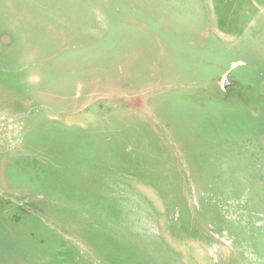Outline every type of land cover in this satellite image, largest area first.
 <instances>
[{
    "label": "rangeland",
    "instance_id": "374dc122",
    "mask_svg": "<svg viewBox=\"0 0 264 264\" xmlns=\"http://www.w3.org/2000/svg\"><path fill=\"white\" fill-rule=\"evenodd\" d=\"M0 113V264H264V0H0Z\"/></svg>",
    "mask_w": 264,
    "mask_h": 264
},
{
    "label": "built area",
    "instance_id": "2783aa9c",
    "mask_svg": "<svg viewBox=\"0 0 264 264\" xmlns=\"http://www.w3.org/2000/svg\"><path fill=\"white\" fill-rule=\"evenodd\" d=\"M3 135L5 136L2 137ZM5 140L12 151L17 145L22 144V123L20 119L0 113V148H3Z\"/></svg>",
    "mask_w": 264,
    "mask_h": 264
}]
</instances>
